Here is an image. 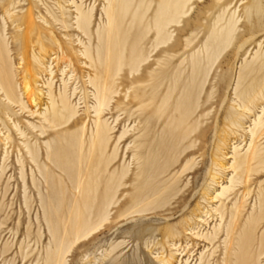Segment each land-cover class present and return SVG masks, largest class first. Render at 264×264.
<instances>
[{"label":"rangeland","instance_id":"1","mask_svg":"<svg viewBox=\"0 0 264 264\" xmlns=\"http://www.w3.org/2000/svg\"><path fill=\"white\" fill-rule=\"evenodd\" d=\"M157 1L159 0H144L143 4H139L140 0H135L122 24L119 43L115 45L116 48L112 46L114 52L109 57V76L113 78L109 84L112 81L115 94L102 116V122L111 129L110 142L104 155L99 156L98 150L89 155L88 149L96 121V91L90 82L96 79L101 70L93 62L91 66L90 60L85 57L76 60L68 43L72 39L75 51L87 48L94 57L98 46L96 32L103 21L101 10L105 1L0 0V34L4 30L18 91H21L20 84L26 77L36 80L39 78L35 86L41 93V90L46 93L47 89L43 85L49 74L44 69L47 65H52L56 74L53 92L58 95L62 88L61 71L64 69L65 80L70 81L68 91L71 103L78 112L68 125L54 128L55 131L46 128L47 133L40 136L39 129L31 131L28 125L39 126L41 118L29 117L27 111L24 113L18 104L7 108L0 104V264H49L46 254L53 242L45 219V205L50 211H55L56 208L62 210L68 204L75 205L77 201V204H83L85 197L77 191L70 178L78 172L81 175L91 173L98 162H101L98 167L101 173L96 183L97 189L88 198L90 201L95 199L94 214L109 177L113 175L114 178H119L124 173L126 176L109 207L108 221L84 240L71 246L63 264H167V261L170 264H199L201 254L203 264H222L226 235L221 233L210 244L197 234L211 233L214 226H219L220 215L215 213L216 207H222L221 211L224 213L221 226H224L236 208L242 228L251 213H256L259 206L258 194H264V171L260 175L254 174L248 186L237 185L225 196L214 198L221 192L222 186L229 185L232 176L229 167L233 162L234 148L240 150L241 154L247 151L250 143L248 131L264 108L263 86L262 96L259 95L251 111L239 109L242 113L239 127H231L226 121V116L237 104L234 90L240 69L245 62L252 60L258 47L252 46L246 50L245 55L243 52L239 56L235 49L255 34L262 35L259 43L264 51V31L261 32L264 29V0L233 1L225 14V20L236 10V39L212 64H202L206 70L197 78L196 84L189 77L191 55L204 51L205 35L223 11L225 0L192 1L181 24L170 27L171 41L159 46L161 48H156L158 43L153 27ZM10 4L12 5L9 6ZM78 5H83L81 9L84 12L94 7L90 37H85L76 30ZM6 7L7 10L10 8L8 16L4 11ZM28 12L42 32L32 34L29 44L25 45L21 44V39L27 33L23 19ZM133 12H136L134 18ZM58 20L69 26L75 25L66 30ZM197 35L198 38L195 39ZM142 36H145L144 39L139 41ZM42 38L43 41L40 40ZM54 39L70 52L62 55L57 45L51 42ZM137 40L138 49H141L147 61L140 65L137 72L131 73L128 64ZM188 40L192 41L189 47ZM173 45L176 49L171 52L168 49ZM122 48L124 65L115 76L116 53L117 49ZM172 55L176 58L170 62L169 56ZM39 60L41 63L38 65ZM179 67L185 70L180 83L189 86L188 91H193L191 98H188L184 107L177 110L178 98L182 93V89L178 87L168 106L161 107L163 97L172 83L169 79ZM166 75L168 79L165 78ZM261 75H264L263 72L259 76ZM162 81L163 85L156 93V98H151L152 93H155L153 88ZM142 91H146V102L141 111H138L135 97ZM49 103L47 98H43L38 102L37 108L32 106L31 109L44 112L50 106ZM187 109L189 112L184 123L178 126L181 113ZM145 127H148L147 139L151 143L153 140L154 148L161 144L162 148L167 149L158 159L161 165L166 166V173L152 183L159 186V189L165 187L167 190L161 192H165L160 194L161 198L160 195L153 197L154 200L151 198L150 206L153 207H150V211L141 212L142 206H137L134 198L137 197L136 189L141 183V180H136L141 161L136 162L133 151L138 145L136 137ZM20 132L25 134L24 137ZM123 134L126 135L120 140ZM82 135L85 140L82 139L83 149L79 152L77 141ZM149 141L148 144H151ZM257 143L264 149V134ZM28 150L33 153L35 162L31 161ZM106 164H109L107 168ZM220 164L225 166L223 170L217 167ZM262 203L264 205L263 198ZM263 232L264 223L255 232L256 239ZM261 263H264V257L261 258Z\"/></svg>","mask_w":264,"mask_h":264},{"label":"bare ground","instance_id":"2","mask_svg":"<svg viewBox=\"0 0 264 264\" xmlns=\"http://www.w3.org/2000/svg\"><path fill=\"white\" fill-rule=\"evenodd\" d=\"M103 1H105L101 10L102 11L101 16L103 21L101 25H99L98 30L96 32V36L98 40V46L95 49L96 56L94 54L93 57L91 51L88 50L87 48L84 51H75L72 46L73 45L72 39H70V43H68V46L72 48L71 49L73 51L72 54L75 56L76 60H80L81 57H85L86 59L90 60L92 64L91 66H93V63H95L94 66L97 67V69L101 70V72L98 73L96 79L91 80L90 82L92 84V87H94L96 91V94L94 96L96 101L94 107L96 121L94 123L95 132L93 136L90 138L91 141L88 149L89 155L90 153L92 154L93 152H95V150H98L97 153L99 156L104 155L108 147V144L110 142L109 133L111 129L107 126V124L102 122V116L105 110L109 108L111 101L113 100V96L115 94L112 81L111 84H109V81L113 78V77L110 78L109 76V72H110L109 57L114 52L113 50L114 47L112 46L113 45L117 46L119 43L118 38L121 37L122 35L120 34L122 24L127 14L129 13V10L132 8V5L135 3V0H103ZM192 1L194 0L157 1V9L153 19L154 20L153 27L155 31L154 35L156 42L158 43L157 44L158 46H156V48H158L161 45L162 46L166 45L169 43V41H171L172 34L170 32V27L179 26L181 24V20L186 15V9ZM218 1L221 2L222 0H218ZM233 1L234 0H225L223 11L220 13V15L216 17L213 25L210 27V29L205 35V41L203 43L204 51H202L201 53L199 52L197 54L194 53L191 55L189 77L193 84L196 82L197 78L201 76L206 70L204 69L205 67L203 68L202 64L205 62L207 63V65L212 64L217 58L220 57L221 53L225 51V49H227L228 47L230 48V45L236 39L237 24H238V20L235 19L236 10L230 14L227 20H225L226 19L225 14L226 12H228L227 11L228 8L233 4ZM143 3L144 0H140L139 4H143ZM6 5H8V3ZM11 5L12 4H10L9 6ZM81 7H83V5L76 6L77 17H75L76 18L75 27L76 30L80 32V34L84 35L85 37L86 36L90 37L91 36L90 29L93 24L94 7H92L91 10H89L88 12L86 11L84 12L81 9ZM9 10H7V7L4 9L6 15L10 13ZM132 15L134 18L136 16V12H133ZM32 17L33 16H31V13L28 12V15L25 16L23 19L24 25L27 28V33L23 35V38L21 39L22 41L21 44L23 43L25 45H28L30 41V36L32 34L39 33V31L42 30L36 26L37 23H35ZM21 22L22 21H20V24ZM57 22H61V24L64 26V29L66 30L72 29V27L75 25L73 24V26L71 25L69 26V24L65 23L64 21H59V20ZM130 25L131 26L133 25V20ZM43 30L45 31V29ZM262 31H264V29L261 30V32ZM3 32L2 34H0V104L1 106L7 108V106L10 107L13 104L15 105L18 104L20 108L23 110V112L27 111L29 117L38 116L39 118H41L39 126L35 124L28 125L31 128V131H35L39 129L38 131L40 132V136H44L47 133L46 128L54 130V128L68 125L77 116L78 112L76 106H74V104L72 105L71 103V95L69 94L68 91V87H69L68 84L70 81L68 82L67 80H65L66 71L62 68L63 69L61 71V76L63 77L61 80L62 88L60 89L58 95H55L53 92L54 76L56 74L52 69V65L51 66L47 65L44 69L45 72L49 74V78L46 80V82H44L43 85V87L45 86V89H47L46 93L45 92L43 93V90H41L42 91L41 93L35 86L38 83L37 81H39L38 80L39 78H37L36 80L34 78H26L25 76H24L25 79H23V82L20 84L22 89L20 88L21 91H18V83L16 82L14 65L12 63V59L10 58V49L6 37L3 35ZM261 36L262 35L258 36L252 34L251 37H249V39L243 41V43L240 44V46H238L235 49L237 53L236 55L239 56L243 52L245 55L246 50L252 46L258 47V50L254 54L252 60L250 62L243 61L245 63L240 69V73L234 90V95L237 100L235 104L236 103L237 104L231 109V111L226 116V121L230 123L229 125L231 127L240 126L239 117L241 116L242 113L239 111V109L242 111H251V107L255 104L257 98L262 93V87L264 86V75L261 76L259 75L262 72L264 74V51H262L261 45L259 43V39ZM144 37L145 36H142L141 39H139V41H142ZM196 38H198V35L197 37H195V39ZM40 40L43 41L44 39L42 38ZM139 41L137 40L135 42L133 49L131 50V60L128 64L130 66L131 73L137 72L140 65L147 61V59L143 56L141 49H138ZM51 42L57 45L58 51L62 52V55H65V53L70 52L67 51V49L63 46L66 49L64 50L62 45H60V43L55 41V39L51 40ZM187 43H188L187 46L189 47L192 44V41L188 40ZM175 45L170 46L168 50L173 52L176 49ZM44 49L42 51H45ZM116 54H117L116 57L117 66L115 68L116 69L114 74L115 76H117L119 71L122 70V67L124 65V61H123L124 48H122L121 50L117 49ZM169 57H171L169 59L170 62L173 61L174 58H176V56L174 55ZM94 58L96 59L94 60ZM39 63H41L40 60L38 61V65ZM177 69L178 70H176L169 79L171 80L172 83L168 87L166 95L163 97L161 107L166 108L168 106L169 101L173 95V92L178 87L182 89V93L181 95H179L180 97L178 98L179 102L176 106L177 110L180 109V107H184L187 100L191 98L193 91L191 90L188 91L189 86L187 85L185 86L180 83L185 70L183 69L181 70L180 67ZM102 78L104 80H102ZM165 78L168 79L169 77L166 75ZM165 78L163 79L165 80ZM162 85H163V81L159 85H157L156 88H153V91H155V93H152L151 98L153 99L156 98L155 97L157 95L156 93L159 92V89L162 87ZM74 94L72 95L74 96ZM146 96H147L146 91H142V93L139 96L135 97L139 106L138 111H141V108L145 106L144 104L146 101L144 100V98ZM23 97L24 99H26L25 102ZM43 98H47V100H49L50 106L46 107L44 112L42 111L39 112V110L33 111V109H31L32 106L37 108L38 102L42 101ZM188 104H190V101ZM188 112L189 110L187 109L185 110L184 113H181V117H180L181 120H179L178 126L184 123V120L186 119ZM140 114L142 113L140 112ZM147 128L148 127H145L143 130H140V133L137 135L136 137L137 139L135 141L138 142L137 143L138 145L135 144L136 148L135 151H133L134 155L132 154L134 157H136L137 159L136 162L139 163L141 161L138 165L139 171L136 173V180L138 182L139 180H141V183L138 186V189H136L138 190V194L136 195L137 197H134L136 198L137 206L140 207L142 206L141 212H147L148 210L150 211V207H151L150 205L152 202L151 198L160 194H164L165 192L164 193L161 192L167 190L165 187L159 189L158 188L159 186L156 187L157 185L155 186L153 184L155 186L154 187L152 185V183L156 179L162 178L164 175L163 173H166L167 170L166 166L161 165L158 159L160 158V156H162L164 152L167 151V149L162 148L161 144H159V147L154 148L155 144H153V140L151 143L147 139L148 136ZM248 132L250 134V143L247 151L244 154H241L240 150H238L236 147L234 148L233 162L229 167V169L232 170V176L229 179V185L222 186L221 192L218 193L214 199H218L219 197L225 196L230 191H232L237 185L246 186L247 184L250 183L254 174L260 175V173L264 171V149H262L260 144L258 145L257 143V140L264 134V108H262L261 115L257 116V118L253 121V127H250V130ZM20 135L24 137L25 134L20 132ZM83 135L77 141L79 144L78 145L79 152L80 151L82 152L83 149L82 139L85 140V138H83ZM125 135L126 134H123L120 137V140L123 139ZM148 141L149 143L153 144L152 146L153 148L151 147V144H148ZM28 155L31 156L30 157L31 161L35 162L33 153L30 150H28ZM142 160L144 161V163H142L143 162ZM100 164L101 162H98V165L91 173L87 172L84 175L83 173L81 175L80 172H78L70 178L72 183L76 187L77 191H79L81 195L85 197V201L83 202V204H77L78 203L77 201L75 205L68 204L62 210L56 208L55 211H50L48 209L49 207L46 208L45 205L44 208L45 219L48 224V230L49 233L51 234V239L53 242L51 244L52 246H50V248L48 247L49 251L46 254L47 263L49 264L65 263L66 255L68 252H70L69 249L71 248V246L76 244L81 239L84 240L94 230L99 228L101 224L104 225L103 223L104 222L106 223L108 221V217L110 214L109 207L114 201L116 192L122 186L121 182L123 180V177L126 176V173H124L122 177L119 178L116 177L114 178L113 175L109 177L108 180L109 182L105 187V192L101 199L100 205L98 206L97 211L94 214L93 209L95 208L94 206L95 199L90 201L88 200V198H90L91 194H94L96 192L97 189L96 183L98 182L101 173V171L98 170ZM222 164L217 166L220 167L221 170L225 168V166H223ZM108 165L109 164H106V168L108 167ZM38 170H40V168H38ZM161 175L162 177H160ZM158 185H160V183ZM258 198H259V206L257 207L256 213H254V211L253 213H251V215L246 220L243 228L239 225V211L237 210V208L235 211L231 212L230 215L231 217L227 222H225L224 226L223 225L221 226L224 220V213L221 211L222 207L219 208L220 207L219 206L214 209L215 213L216 214L218 213V215H220L219 226L218 227L214 226L213 231L211 233L205 235L197 234L199 238L209 242L210 244H212L220 236L221 233H224L226 235L224 240L225 250L223 254L222 264H264L261 263V258L263 259L264 257V232L261 234L260 238L257 237L256 239L255 237L256 234L255 232H257V229L264 223V205L262 203V198L264 201L263 192L258 194ZM93 219H95V222H93ZM203 259H204L203 255L201 254L199 264H203L202 263ZM165 263L170 264L169 261Z\"/></svg>","mask_w":264,"mask_h":264}]
</instances>
